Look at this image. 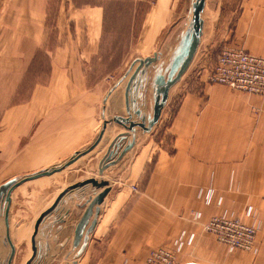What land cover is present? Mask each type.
<instances>
[{
    "label": "rangeland",
    "instance_id": "obj_1",
    "mask_svg": "<svg viewBox=\"0 0 264 264\" xmlns=\"http://www.w3.org/2000/svg\"><path fill=\"white\" fill-rule=\"evenodd\" d=\"M51 1V11L55 12V3L58 5L61 0ZM226 1L231 3L226 5ZM237 1H206L202 14L204 28L201 43L187 71L169 90L168 99L163 108L162 123L151 135H141L142 139L138 141L139 147L132 151L131 156L103 172L101 178L107 180L111 187L117 188V191L114 196L107 195V207H105L106 200L104 206V209H107L103 210L98 225L89 235L91 240L88 246L89 264L102 262L106 264L104 259L108 255L113 256L114 250L126 249L125 241H122V246L118 241L115 247L116 237L119 239L122 237L125 240L146 238L151 241L148 246H145L139 260L140 264H176V256L191 243L194 235L190 234L184 242L176 245H170V242L181 226L188 222L189 225L191 222L199 223L203 235L213 238L219 246H224L228 251L253 252L257 248L255 243L259 239H264V198L245 199L247 205L242 211L235 202V207L230 206L228 207L230 209H227L225 206L217 214L200 221L194 210L190 208V210L178 212L177 207L170 204L171 207L167 213L168 208L163 195L161 196L160 192L158 195L152 192L153 189L163 187L161 182L151 181L153 173L164 171L161 170L163 167L172 166L167 164L156 168V147L163 149L170 156L175 152L176 136L170 132L169 127L185 97L194 95L199 98L200 103L197 100L196 105L193 104L192 107L206 111L203 112L202 122L197 121L196 132H191L194 124L188 125L183 133L184 137L180 138L179 142H188L191 139L205 140L206 138L203 137L209 136V128L205 125L204 118L207 117L205 114H208L209 109L216 104L233 109L235 104L242 103V108L245 107L250 111L255 120L260 115H264V96L207 82V75L214 59L223 47L245 50L242 47H235L229 41L230 39H227L230 38L229 32L234 22L229 20L228 11L238 10ZM73 3L75 7L83 11L70 15L74 24L71 28L73 27L77 32V38L71 39L75 41L74 51L78 43L87 44L85 52L66 55V46H70L69 38H58V26L52 16L51 20L46 22L49 36L45 46L36 50L30 64H26L23 71L12 73L10 98L7 106L0 111V124L3 121V124L8 125L9 130L7 126H4L2 130L6 127L7 134L4 135L7 141L13 143L17 141L19 154L17 162L14 163L15 159L12 158L11 164L10 159H7L10 152V149H7L9 146L0 151V158L7 164L3 168L5 173L1 174V178L10 171L16 172L18 176H24L61 164L76 151L92 144L105 123L106 128L100 142L89 153L57 173L53 179L49 181L38 179V183L31 181V185L15 192L18 204L24 206L23 209L26 212L37 213L53 199L55 200L60 191L75 182L89 177L100 178L97 174V164L109 143L122 129L119 124L110 119L117 113H124V88L128 78L112 90L103 104L105 96L117 84L134 59L153 56L156 53L159 55L158 62L168 61L177 44L179 33L184 30L191 0H73ZM93 6L101 7V41L97 49H95L96 38L93 36L97 28V11L91 9ZM59 48L64 49L65 52L59 53L57 59L59 62L53 61L54 51ZM69 56L73 61L62 64L63 61L68 63L71 60ZM11 66L13 67L11 70H14L18 64H11ZM152 72L153 68L150 67L147 72L148 79L146 78L144 82V87L149 89L146 98L149 105ZM143 107H145L144 110H142ZM143 107L141 110L145 112L147 103ZM51 109L58 112V116L54 113V119H58V128L55 127L53 135L50 133ZM102 110H105L104 114ZM64 127L65 132L62 133L61 128ZM123 142H119L117 153L126 144ZM1 152L6 154L2 156ZM150 156L152 157L149 161ZM184 165L185 169L190 167ZM184 168L181 171H184ZM191 183L193 182L176 181L174 184L170 182L172 188H177V185L178 188H185L187 200H189V189H191L189 184ZM208 183V187L203 188L207 190L203 193L206 194L205 201L208 200L206 203L211 198L214 182ZM181 185L184 186L180 187ZM174 195H178L175 190ZM193 198L197 202L196 197ZM219 198L222 200L220 196ZM175 199L177 200L176 196ZM137 200L139 209L135 206ZM191 206H194L192 201ZM222 215L228 220H238L243 225L255 228L254 242L250 250L229 249L225 244L218 242L214 234L205 230L204 225L211 218ZM134 247L138 246L130 245L127 249H134ZM259 248L264 252V244H261ZM69 250L70 244L63 258L61 255L62 260H48L44 264H64V256ZM24 263L22 261L15 264ZM32 264L41 263L38 260L33 261Z\"/></svg>",
    "mask_w": 264,
    "mask_h": 264
},
{
    "label": "crops",
    "instance_id": "obj_2",
    "mask_svg": "<svg viewBox=\"0 0 264 264\" xmlns=\"http://www.w3.org/2000/svg\"><path fill=\"white\" fill-rule=\"evenodd\" d=\"M51 3V0H0V111L7 106L10 98V78L12 73H18L20 70L23 71L25 65L30 64L36 50L45 46L47 36H49L46 22L51 20L52 16L53 21L58 26V38H69L70 46H66V55H73L75 52H85L87 44L78 43V45H75L76 51H74L75 41L71 39L77 38V32L73 28V18L70 15L74 12H81L83 9L75 7L73 0H61L58 5L55 3V12H52ZM229 3L231 2H225L226 5ZM236 4L238 10L228 11L230 13L229 20L234 22L233 28L229 32L230 38L227 39H230L229 41L235 47H242L254 55L264 57V0H238ZM91 9L97 11V28L93 34L96 38L95 49H97L101 41V7L93 6ZM71 26L73 27L71 28ZM61 51H64V49L59 48L54 51L53 61L59 62L57 59L59 58V53H63ZM69 57L71 60L68 63L66 61L61 63L69 64V62L73 61L72 57ZM11 64H18V66L14 70H11L13 68ZM205 87L204 90L206 89ZM148 91L149 89L146 86L139 89L141 97L136 99V101L139 100L136 102V107L140 110L147 103ZM197 100L200 103L199 98H196L194 95H188L178 107L169 127L170 132H173L176 136L175 152L170 156L159 147H156L157 150L155 152L157 156L156 168L159 165L171 164L172 166L161 168L164 171L159 173L155 171L151 181L162 183V188L153 189L152 192H155V195H158V192L161 193V196L163 195L168 208L167 213H169L170 204H173L177 207L176 210L178 212L189 208L194 210L199 220L204 221L210 216L217 214L225 206L227 209H230L228 208L230 206L235 207V202L236 206H239L242 211L247 205L245 199L251 197L264 198V115H260L255 120L250 111L245 109L244 106L242 108V103L235 104V108L233 109H229L228 107L223 108L224 106L221 107L216 104L215 107L212 106L209 109L208 114H205L207 117L204 118V123L209 128V136L203 137L206 138L205 140L198 139L197 141L191 139L188 142H179V139L184 137L183 133H185L188 125L192 126L194 124L191 132H196L197 121L202 122L203 112L206 110L192 107L193 104L196 105ZM144 108L142 109L144 110ZM102 112L104 114L105 110H102ZM54 113L58 116V112L51 109V135H53L55 127L58 128V119H54ZM116 115L126 116L125 110L124 113H117ZM133 120L137 121L138 119L136 116H133ZM162 121L163 110L159 121L149 133L142 134L141 129L136 128V136H140L135 137V145L126 153L121 161H124L129 155L131 156L132 151L139 147L138 141H140L141 135H151L153 131L157 130ZM4 126L8 128V125L3 124L2 121V124H0V151L9 146L7 149H10V152L7 159H10L9 163H11V159L13 158L15 159L14 163H16L19 154L17 141L16 143L7 141V137L4 135L7 134L6 127L5 130H2ZM121 128L117 134L125 130L122 126ZM61 130L64 133L65 127L61 128ZM51 140L56 139L51 138ZM129 140L130 135H127L125 140H122L124 141L123 144ZM152 153H154L153 150ZM5 154L1 152L2 156ZM184 164L190 167L185 169ZM6 166L7 164L3 163L0 158V185L18 176L16 172L12 173L10 171L9 174L1 178V174L5 173L3 172V168ZM183 168L184 171H181ZM55 175L40 179H47L49 181ZM32 181H37L35 183H38V179ZM176 181L193 182L189 184V188H191L189 189V200L186 198L187 191L183 187L184 185L180 186L184 189L178 188V185L177 188H172L170 182L174 184ZM209 181L211 183L214 182L212 183L213 191L209 202L206 203L208 200L205 201L206 194L204 195L203 193L207 192V190L203 188L208 187ZM31 183V181H28L19 185L12 191L10 197L8 210L9 238L15 248L11 264L25 262L29 258L31 254V235L35 221L54 200L37 213L26 212L23 209L24 206L18 204L14 194L17 190L20 191L21 188L31 185ZM174 190L175 193L176 191L178 192V195H174ZM194 196L197 202H195ZM104 200H106L105 207H107V196ZM191 201L194 203V206H191ZM135 206L139 207L138 200ZM67 209L70 211L65 221L60 223V230L56 231L55 226L45 231L43 240L48 245L46 254L39 259L41 264H44L48 260H62L61 255L63 258L65 250L71 244L72 230L75 222L83 212V208H77L74 201L71 200L67 205ZM63 214L64 211L54 215L60 218ZM100 218L101 215L97 219L96 226ZM190 234L194 235L193 240L176 256V264H264V252L259 248L261 244H264V239H259L255 243L257 248L253 252L228 251L224 246H219L213 238L203 235L200 231L199 223L191 222L189 225L188 222V224L181 226L177 235L170 242V245L184 242ZM90 241L89 236L86 249L75 264H89L90 255L88 246ZM114 241L115 247L118 245V241L120 242V246L125 241L124 246L126 249H120V251L114 250L113 256L108 255L104 259L106 264H118V262L119 264H140L141 255L150 240L146 238L125 240L122 237L120 239L116 237ZM61 243L66 244L61 246ZM130 245H137L138 247L127 249ZM36 246L38 247V242H36ZM9 251L10 249L5 239L3 210H1L0 264H4ZM74 253L75 251H72L70 257ZM34 261L37 262L38 259L36 258ZM101 264L104 263L102 262Z\"/></svg>",
    "mask_w": 264,
    "mask_h": 264
},
{
    "label": "water",
    "instance_id": "obj_3",
    "mask_svg": "<svg viewBox=\"0 0 264 264\" xmlns=\"http://www.w3.org/2000/svg\"><path fill=\"white\" fill-rule=\"evenodd\" d=\"M205 1L206 0H191L189 10L190 18L188 19L184 30L179 33L177 44L173 48L166 63L158 62L159 55L156 53L153 56L134 59L127 71L118 80L117 84H115L105 96L103 104H105L112 90L118 84L122 83L124 79L128 78L124 88L126 116L116 115L110 119V121L121 125L125 130L115 136V138L109 143L103 156L100 158L97 164V174L100 178L95 179L89 177L64 188L59 192L52 204L38 216L31 235V255L24 264H32L36 258L39 260L46 254L48 244L43 240L45 231L55 226L56 231L60 230V223L64 222L69 214L70 210L67 209V205L71 200L74 201L77 208H83V212L74 224L70 250L64 256V264H69V262L75 264L81 258L86 249L89 234L94 231L97 219L104 210L105 197L108 194L114 196L117 191V188L111 187L107 180L101 178L102 173L110 167L117 165L124 158L126 153L135 145V130L137 127L141 129L142 134L149 133L159 121L161 112L168 99L169 90L187 71L199 47L203 32L202 14L205 7ZM135 64L137 65L135 66ZM150 67L153 68L149 86L151 89L150 113L145 116L141 115L139 109L135 110L134 115L139 119L136 121L131 117V109L135 107V100L130 98L129 94L132 89L136 90L137 84L144 80L143 77ZM105 128L106 123L103 125L92 144L76 151L63 163L50 168L41 169L31 174L14 177L0 185V211L3 210L5 239L10 249L9 255L4 264H11L15 252V248L9 238L8 222V210L12 191L25 182L50 177L69 167L80 157L89 153L100 142L105 132ZM129 134L132 135V139L117 153L116 149L119 147V142ZM62 211H64V214L60 218H57V216L54 215ZM36 242H38V247L36 246ZM63 245L64 244L61 243V246ZM72 251H75V253L73 256L69 257Z\"/></svg>",
    "mask_w": 264,
    "mask_h": 264
},
{
    "label": "built area",
    "instance_id": "obj_4",
    "mask_svg": "<svg viewBox=\"0 0 264 264\" xmlns=\"http://www.w3.org/2000/svg\"><path fill=\"white\" fill-rule=\"evenodd\" d=\"M207 82L264 96V58L242 49L223 47L214 59ZM204 228L229 249L250 250L256 232L253 226L228 220L224 215L211 218Z\"/></svg>",
    "mask_w": 264,
    "mask_h": 264
},
{
    "label": "bare ground",
    "instance_id": "obj_5",
    "mask_svg": "<svg viewBox=\"0 0 264 264\" xmlns=\"http://www.w3.org/2000/svg\"><path fill=\"white\" fill-rule=\"evenodd\" d=\"M189 10H190V7H189V9H188V13H187V18H186V22H185V25L187 24V22H188V19L190 18V12H189ZM185 25H184V28H185ZM183 28V29H184ZM137 64H135V66H136ZM134 69V68H133ZM149 70V69H148ZM148 72V71H147ZM144 78V80L141 82V83H139V84H137V86H136V90L134 89V91L132 92L131 91V93H133L134 95H132L131 96V94L129 95V96H131L130 98H133L135 101V107L133 108V109H131V117L133 118V116H135L134 115V111L135 110H137V109H139V108H137L136 107V102L137 101H139V100H137L136 101V99L137 98H139V97H141V94L139 93V89L140 88H143L144 87V82L148 79V77H147V73L145 74V76L143 77ZM147 78V79H146ZM146 79V80H145ZM141 101V100H140ZM145 102V101H144ZM149 101H147V109H146V111L145 112H142L140 109V112H141V115H147L148 113H150V105H149V103H148ZM114 103H116V102H114ZM138 106V105H137ZM143 110V109H142ZM122 132H124V131H122ZM136 132H137V129L135 130V137H136ZM121 133V132H120ZM129 135H131V134H129ZM131 137H132V135H131ZM103 174V173H102Z\"/></svg>",
    "mask_w": 264,
    "mask_h": 264
}]
</instances>
